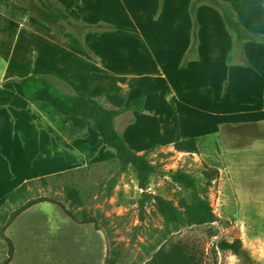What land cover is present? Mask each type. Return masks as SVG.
Masks as SVG:
<instances>
[{"label": "crops", "instance_id": "0c3cea01", "mask_svg": "<svg viewBox=\"0 0 264 264\" xmlns=\"http://www.w3.org/2000/svg\"><path fill=\"white\" fill-rule=\"evenodd\" d=\"M192 1L48 0L72 20L113 28L87 34L80 43L36 11L32 0H0V210L14 191L29 182L116 160L92 123L62 117L48 104L25 99L17 81L32 75L58 78L74 93L115 109L145 98L141 112H129L115 121L119 135L140 155L173 146L178 129L171 103L177 106L181 141L213 134L222 125L264 124V2L226 0L243 27L260 38L239 51L222 16L209 6L196 12L198 42L192 49ZM236 53L240 64L232 59ZM194 102L203 107L196 114L211 117L212 132L199 131L202 121L205 124L201 116L197 126L182 131L185 119L180 105L192 107ZM160 107L171 111L168 122ZM22 111L33 124L21 117ZM126 117L131 121L122 127ZM50 206L58 208L34 206L10 229L22 220L31 233L38 220L53 213ZM35 211L42 216L30 220ZM78 226L88 228L95 252L91 262L107 264L106 235L90 225ZM50 230L60 233L64 228Z\"/></svg>", "mask_w": 264, "mask_h": 264}, {"label": "rangeland", "instance_id": "374dc122", "mask_svg": "<svg viewBox=\"0 0 264 264\" xmlns=\"http://www.w3.org/2000/svg\"><path fill=\"white\" fill-rule=\"evenodd\" d=\"M220 1L228 4L226 0ZM263 2L254 0L252 3L261 5ZM258 42L260 39L251 43ZM237 56L236 53L232 59L240 64ZM169 106L179 134L177 106L175 103ZM180 106L187 128L197 126L201 116L207 126L202 121L199 131L212 132L209 129L214 125L211 117L195 113L203 107L196 102L192 107ZM160 108L162 118L168 122L171 111ZM129 121L126 117L120 125L126 126ZM199 139L197 154L179 153L174 145L168 144L146 153L157 169L151 177L148 193L177 209L182 216L179 222L161 218L154 200L146 205L141 220L142 191L136 176L131 169L118 175L116 160L43 183L37 181L24 188L20 194L24 202L19 200L12 210L44 197L65 207L79 221L92 219L94 223L90 227L97 225L106 235L109 264H145L158 251H168L173 246L184 248L195 264H264V124L222 125L215 133ZM178 171L195 179V193L172 182L170 174ZM112 179L116 180L114 188L110 187ZM67 189L78 193L79 203L74 204L67 196ZM193 196L209 206L212 217L208 222L196 223L186 218ZM57 207L60 210L50 206L53 213L38 220V226L31 233L24 220V224L21 220L8 230L6 235L15 247L11 264H95L91 262L95 252L89 244L88 228L74 224L63 214L62 208ZM34 215L30 220L42 216L40 211H35ZM60 226L63 232L50 230V227ZM222 242H239L240 255L221 251ZM6 257L7 245L0 240V264Z\"/></svg>", "mask_w": 264, "mask_h": 264}, {"label": "trees", "instance_id": "16d2710c", "mask_svg": "<svg viewBox=\"0 0 264 264\" xmlns=\"http://www.w3.org/2000/svg\"><path fill=\"white\" fill-rule=\"evenodd\" d=\"M34 9L52 18L55 24L64 30L74 35L80 43H83L84 38L90 33H101L111 31L113 28L108 25H86L84 23L70 19L69 17L57 12L48 0H32ZM201 6H209L217 10L226 24L227 30L231 35L235 36L236 49L241 51L243 46L247 43L257 42L260 38L257 35L251 34L247 31L240 22L235 18L231 8L228 4L222 3L220 0H193L190 4V16L193 19V47H196L198 25L195 21L197 10ZM238 46V47H237ZM25 99L31 103L48 104L58 115L65 118H77L93 125L94 130L99 134L102 143L109 150L116 155V161L119 167L118 175L127 173L130 169L133 170L138 188L142 191V199L139 203V213L141 220L144 219V209L151 201L156 202V209L159 216L165 220L179 222L182 220L181 213L173 208L170 204L162 201L159 198H154L149 191L151 177L156 173V167L148 160L147 154H137L132 151L124 139L119 135L115 127V121L129 113L141 112L144 107L145 98H140L127 106L115 109L109 107L102 100L94 99L87 96H82L74 93L66 83L55 77L32 75L25 79L17 81ZM21 117L27 122L33 124L32 117L26 112L20 113ZM200 139H190L181 141L177 133L174 139V149L179 153L197 154L199 151ZM77 172V171H75ZM72 173V172H70ZM69 174V173H66ZM66 174L57 175L50 178L38 180L39 182H46L48 179L60 178ZM171 180L175 185L181 186L186 190L195 193L196 182L195 179L188 174L178 171L171 173ZM32 181L14 191L4 207L0 210V240L7 245V257L3 264H11L14 258V245L7 237L6 233L12 224L27 210L41 204H52L62 208L64 214L69 217L74 223L78 225H92L94 221L89 218H84L83 221L77 220L74 215L65 207L48 198H37L23 203L19 208L12 210V207L17 206V202H24L20 194L24 188L35 183ZM116 180L110 181V187L114 188ZM67 196L74 202L79 203L78 193L74 190L67 189ZM19 197V198H18ZM10 207V208H9ZM186 218L196 223L208 222L212 217L209 206L193 196L192 205L187 207ZM96 231H102L99 226L95 225ZM221 251H232L235 255H240L241 245L239 242L219 244ZM107 264L108 260H107ZM145 264H195L193 258L186 253L185 249L179 246H173L168 251H158Z\"/></svg>", "mask_w": 264, "mask_h": 264}, {"label": "bare ground", "instance_id": "6f19581e", "mask_svg": "<svg viewBox=\"0 0 264 264\" xmlns=\"http://www.w3.org/2000/svg\"><path fill=\"white\" fill-rule=\"evenodd\" d=\"M184 125H185V123H184V120H183V124H182V126H183V129H185V133L187 132V127H186V125H185V127H184Z\"/></svg>", "mask_w": 264, "mask_h": 264}]
</instances>
